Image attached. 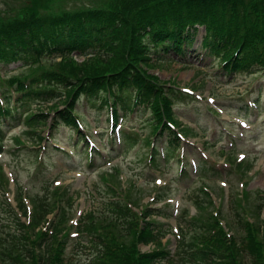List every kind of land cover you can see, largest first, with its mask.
<instances>
[{
    "label": "rangeland",
    "instance_id": "374dc122",
    "mask_svg": "<svg viewBox=\"0 0 264 264\" xmlns=\"http://www.w3.org/2000/svg\"><path fill=\"white\" fill-rule=\"evenodd\" d=\"M181 1L185 0H0V23L35 14L48 21L50 15L92 13L112 7L126 16L139 17L142 9L154 14L163 5L171 7ZM234 1L222 0L220 5ZM216 11L212 6V12ZM198 28L185 58L173 54V59H159L148 53L150 57L143 59L124 49L130 62L146 71L157 91L162 88L179 98L171 117H164L181 137L175 153L169 155L161 144L159 150L152 149L149 138H155L150 126L154 117L148 108L123 110L113 124L111 109L101 100L81 98L77 110H73L81 120L87 146L84 142L78 144V133L65 125L52 130V117L67 107L65 95L28 109L30 113H50L47 122L30 125L23 122L22 116L15 123L10 120L9 128H2L0 264L4 259L6 264H15L10 257L17 246L14 240L23 232L36 239L38 252L43 249L40 259L23 255L25 264H59L57 250L64 264H91L93 257L104 254L105 248L122 245L126 249H116V253L126 257L135 240V229L142 224L146 227L147 221L164 224L160 231L164 237L155 245L139 244L142 251L173 248L178 227L180 238L192 240L194 230L189 232L185 227L189 221L195 225L219 221L229 235L234 234L229 240L235 248L247 234L249 224L264 239V74L258 75L256 72L262 71L258 69L232 76L223 73L221 65H217L219 61L204 53L201 41L205 29ZM13 32L19 33L18 29ZM114 32L119 35L116 39L124 34L120 29ZM106 43L100 49L112 52L114 46ZM116 53L123 54L120 49ZM48 56L28 67L0 63V76H43V71H54V76H59L63 68L71 79L97 75L93 70L100 63L98 52L68 56L74 60H69L71 63L62 55ZM75 67L85 73H78ZM120 67L122 64L116 69ZM5 84L0 82V88ZM124 136H132L135 143L126 142ZM240 193L242 200L236 197ZM23 198L24 212L19 208ZM118 205L122 211L117 210ZM215 207L220 220L213 217ZM146 210L168 212L171 218L147 216ZM16 218L19 222H15ZM43 220L46 227L38 231ZM85 224L95 231L86 230ZM112 236L116 240H111ZM240 254L246 263L251 259L249 253V258Z\"/></svg>",
    "mask_w": 264,
    "mask_h": 264
},
{
    "label": "trees",
    "instance_id": "16d2710c",
    "mask_svg": "<svg viewBox=\"0 0 264 264\" xmlns=\"http://www.w3.org/2000/svg\"><path fill=\"white\" fill-rule=\"evenodd\" d=\"M211 1L215 3L185 0L171 7L163 5L161 10L154 14L141 8L143 13L140 11L139 17L126 16L112 7L106 11L95 10L92 13L77 11L65 12L62 16L50 15L52 17L49 16L48 21L35 14L26 19L0 23V63L16 59L21 62L20 64L30 66L35 60L43 62L50 54L62 55L65 61L71 63L70 61H74L73 58L67 57H73L72 53L87 56L98 52L100 55V63L93 70L97 71V75L71 79L63 68L59 76H54V71H43V76L36 75L23 81L10 79L8 86L13 87L17 96L13 99L12 92L5 94L6 89L12 90L8 87L2 92L4 100L0 102V138L1 125L7 117L17 119L23 110L28 111L32 104L38 105L64 95L67 107L55 114L53 128L66 124L81 134L79 119L73 112L76 109L75 104L82 96L94 101L101 92L104 94L103 101L113 104L116 119L121 109L126 111L128 108L132 109V106L139 105L149 108L154 116L153 131L159 130L156 141L162 140L165 136L160 135L168 132V148L172 146L175 149L180 138L164 119L171 117L174 96L168 95L162 88L157 91L155 88L157 85L151 82L146 71L139 68L137 63L130 62L129 56L124 54V49L130 50V54L142 55L143 59L150 57L148 53H155L160 58L170 56L171 53L181 57L192 47L198 31L197 24H201L205 27L202 47L208 55L219 60L224 73L227 75L250 73L255 69L264 71V0L249 2L235 0L230 5H220L222 0ZM212 6L217 8L215 13L212 12ZM43 20L47 22L40 25ZM17 29L19 33L13 32ZM119 29L124 30V34L116 39L115 36L119 35L114 31ZM103 42L110 44V47L114 46L112 52L100 49ZM119 49L123 54L116 53ZM104 63L106 67L103 66ZM121 64L122 67L116 69ZM75 70L78 73L80 71L85 73L81 68L75 67ZM59 83L62 84V90L59 89ZM48 117L49 113H27L24 120L30 125H37L41 121H47ZM79 138L80 141H86L84 136ZM21 202L25 205L23 201ZM120 206L118 205L117 210L122 211L123 208ZM146 213L152 214L149 210H146ZM15 222H19V219L16 218ZM146 223V227L142 224L135 229V240L129 246L130 250H127L126 257H120L116 253V249L122 251L126 249L125 246L118 248L112 246L110 250L105 248L101 257H93L91 264H264V239L261 234H257L251 224L248 225L247 234L242 236L236 248L230 246L231 234L225 231L219 221L213 225L211 222L203 221L195 225L189 221V226L185 227L189 232L194 230L192 240L188 241L185 237L177 238L179 245L174 251L157 249L141 252L139 243H160L158 239L160 224L152 221ZM85 225L89 232L95 231V228ZM24 229L27 231L26 225ZM25 233L14 240V245L17 246L10 257L15 264H25L23 255L41 258L40 253L43 249L38 252L35 246L36 239ZM232 236L234 237V234ZM111 240L116 239L112 236ZM57 253V262L64 264L59 250ZM240 253H244L247 258L251 256L248 263L243 260Z\"/></svg>",
    "mask_w": 264,
    "mask_h": 264
},
{
    "label": "bare ground",
    "instance_id": "6f19581e",
    "mask_svg": "<svg viewBox=\"0 0 264 264\" xmlns=\"http://www.w3.org/2000/svg\"><path fill=\"white\" fill-rule=\"evenodd\" d=\"M2 63H4V65H10L11 63H21V62H19L18 60H16V59H13V60H5V62H2ZM9 80V79H8ZM10 82V81H9Z\"/></svg>",
    "mask_w": 264,
    "mask_h": 264
}]
</instances>
